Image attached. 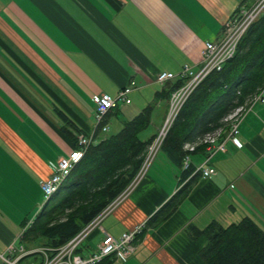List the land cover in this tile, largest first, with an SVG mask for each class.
Listing matches in <instances>:
<instances>
[{
  "label": "crops",
  "instance_id": "crops-1",
  "mask_svg": "<svg viewBox=\"0 0 264 264\" xmlns=\"http://www.w3.org/2000/svg\"><path fill=\"white\" fill-rule=\"evenodd\" d=\"M254 2L0 0V255L10 247L28 253L40 248L42 240L21 243L23 224L30 226L40 213V183L77 148L79 134L95 135L100 143L151 105L152 131L140 138H155L169 110V100L158 95L165 88L158 75L178 74L185 65L199 71L205 44L220 40L235 11ZM125 88L131 104L109 114L107 132H95L94 97H116ZM238 140L242 148L228 142L226 151L193 153L191 166L217 174L199 175L176 212L145 229L128 261L104 264H205L200 251L207 239L192 237L191 226L203 230L217 221L227 227L250 218L264 230V103L244 116ZM158 156L103 220L101 228L113 237L145 226L184 185L182 170ZM102 229L90 234L80 255L97 250ZM40 262L28 255L21 264Z\"/></svg>",
  "mask_w": 264,
  "mask_h": 264
},
{
  "label": "trees",
  "instance_id": "trees-1",
  "mask_svg": "<svg viewBox=\"0 0 264 264\" xmlns=\"http://www.w3.org/2000/svg\"><path fill=\"white\" fill-rule=\"evenodd\" d=\"M184 84L183 80L170 81L158 95L170 100L171 94ZM263 89L264 14L244 36L236 56L221 71L211 73L199 84L170 127L162 153L182 170L181 183H185L146 223L136 242L143 238L147 227L157 226L176 212L200 175L192 176L196 168L191 164L185 167L186 157L207 147L199 145L207 135L223 129L225 137L230 130L225 119L236 109L249 105ZM152 113L150 105L125 122L117 134L91 145L30 226L28 222L23 224L21 243L37 244L42 240L44 247L61 248L126 191L138 175L154 140V137L147 141L140 138V133L151 124ZM75 144L77 146V141ZM187 144L198 146L194 152H189L185 150ZM189 232L194 238L207 239L200 251L205 264H264V230L250 218L227 227L217 221L203 230L191 226Z\"/></svg>",
  "mask_w": 264,
  "mask_h": 264
},
{
  "label": "built area",
  "instance_id": "built-area-1",
  "mask_svg": "<svg viewBox=\"0 0 264 264\" xmlns=\"http://www.w3.org/2000/svg\"><path fill=\"white\" fill-rule=\"evenodd\" d=\"M264 14V0H255L252 5H245L238 8L232 17L226 22L222 31V37L215 42H207L203 50L202 66L199 71H194L189 65H185L180 73L173 74L168 72L160 73L157 82L165 86L170 81L183 80L185 84L174 91L169 100V111L163 126L150 145L143 165L129 188L107 207L94 221L86 226L77 236L70 240L61 248H40L32 252H25L24 247L18 250V257H15L16 250L9 248L6 254L0 255L2 264H20L21 258L28 254L39 253L42 256L41 264H101L107 259H114L116 262H126L136 252V238L142 233L144 226L124 233L121 237L115 238L101 228L103 220L112 213L121 203V198L131 189L135 188L146 176L150 165L156 158L159 150L162 148L167 133L180 110L192 95L199 84L205 80L211 73L221 71L225 65L232 60L240 46V43L251 26L258 21ZM129 88L122 89L116 97L110 95H97L93 101L96 106L95 112V132H107V119L109 114L123 106L130 105L131 100L128 95ZM257 103H264V89L256 95L249 105L236 109L225 122L229 124L230 130L224 135V130L219 129L214 133L207 135L200 143L207 146L210 153L214 149L226 151V144L233 143L235 146L242 148V143L238 140L239 127L244 116ZM94 135L79 134L77 136V148L71 153L61 158L53 167L52 175L42 180L40 187L42 189L45 203L50 199L63 183L70 177L78 163L83 159L86 151L91 145L97 144ZM198 144H187L185 150L194 152ZM190 164V156L186 157L185 167ZM195 174L199 173L202 178H211L217 174L215 168L200 166ZM131 192V191H130ZM102 229L104 237L94 253L86 256L79 254V249L88 239L90 234L96 229Z\"/></svg>",
  "mask_w": 264,
  "mask_h": 264
},
{
  "label": "rangeland",
  "instance_id": "rangeland-1",
  "mask_svg": "<svg viewBox=\"0 0 264 264\" xmlns=\"http://www.w3.org/2000/svg\"><path fill=\"white\" fill-rule=\"evenodd\" d=\"M168 111H169V110H168ZM163 124H164V122H163ZM146 131H147V132L152 131V127L149 126V127H148L147 129H145L143 132H146ZM112 134H113V133L111 132V134H109V136H111ZM116 134H117V133H116ZM113 135H115V133H114ZM94 136H95V135H94ZM94 136H93V137H94ZM94 139H95V137H94ZM94 145H95V144H94ZM160 152H161V153H160ZM159 153H160V154H159ZM158 155H159V156H158ZM157 156H158L157 161H159V159L162 160V157H163V158L166 157V156L162 153V148L159 150ZM157 156H156V157H157ZM155 159H156V158H154V160H155ZM151 165H152V164H151ZM151 165H150V167H151ZM150 167H149V169H150ZM149 169H148V171H149ZM131 184H132V183H131ZM131 184H130V185H131ZM136 187H137V186H136ZM136 187H135V188H136ZM128 188H129V187H128ZM128 188H127V189H128ZM135 188H134V187L131 188V189L126 193V195L123 196V197L121 198V202L124 201V200H125L130 194H131V192H132ZM130 191H131V192H130ZM124 192H125V191H124ZM124 192H123V193H124ZM123 193H122V194H123ZM122 194H121V195H122ZM121 195H120V196H121ZM120 196H119V197H120ZM112 203H113V202H112ZM112 203H111V204H112ZM111 204H110V205H111ZM110 205H109V206H110ZM109 206H108V207H109ZM144 228H145V226H144ZM144 228H143V229H144ZM142 231H143V230H142ZM136 244H137V242H136ZM40 248H44V243H42V244L40 245ZM40 248H39V249H40ZM36 250H37V249H36ZM25 252H26V251H25ZM26 253H27V252H26ZM32 254H34V253H32ZM32 254H28V255H32ZM28 255H26V256H28ZM26 256H25V257H26ZM15 257H18V255L15 254ZM25 257H23V258H25ZM40 257H41V262H42V256L40 255ZM23 258H21V260H22ZM21 260H20V262H21ZM41 262H40L39 264H41Z\"/></svg>",
  "mask_w": 264,
  "mask_h": 264
}]
</instances>
